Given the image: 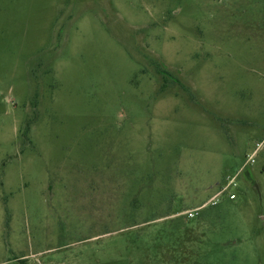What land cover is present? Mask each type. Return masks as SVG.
I'll return each mask as SVG.
<instances>
[{"label":"rangeland","instance_id":"obj_1","mask_svg":"<svg viewBox=\"0 0 264 264\" xmlns=\"http://www.w3.org/2000/svg\"><path fill=\"white\" fill-rule=\"evenodd\" d=\"M0 264H264V0H0Z\"/></svg>","mask_w":264,"mask_h":264},{"label":"built area","instance_id":"obj_2","mask_svg":"<svg viewBox=\"0 0 264 264\" xmlns=\"http://www.w3.org/2000/svg\"><path fill=\"white\" fill-rule=\"evenodd\" d=\"M227 187H228V183H227L225 186H223L222 189L219 190V191H218L213 197L210 198V202L214 203L215 200H216V198H217L220 194H222V193L227 189ZM230 198H233V195H232V194L230 195ZM200 207H201V206H200ZM198 208H199V207H197V208H195V209H192V210H188V211H186L187 216L190 217V218H193V217L195 216V214H196Z\"/></svg>","mask_w":264,"mask_h":264}]
</instances>
